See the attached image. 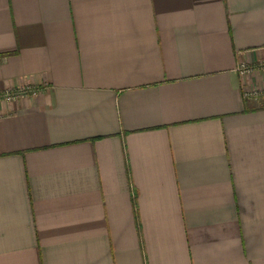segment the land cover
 Masks as SVG:
<instances>
[{"label":"crops","instance_id":"1","mask_svg":"<svg viewBox=\"0 0 264 264\" xmlns=\"http://www.w3.org/2000/svg\"><path fill=\"white\" fill-rule=\"evenodd\" d=\"M264 0H0V264H264Z\"/></svg>","mask_w":264,"mask_h":264},{"label":"built area","instance_id":"2","mask_svg":"<svg viewBox=\"0 0 264 264\" xmlns=\"http://www.w3.org/2000/svg\"><path fill=\"white\" fill-rule=\"evenodd\" d=\"M236 72L239 76H249L255 72H264V61L255 63L253 65L240 64ZM38 88L34 86H26L18 89L6 90L0 93V103H12L20 100L35 98L38 94ZM245 101L251 100H264V87L262 88H250L246 87L242 92Z\"/></svg>","mask_w":264,"mask_h":264}]
</instances>
